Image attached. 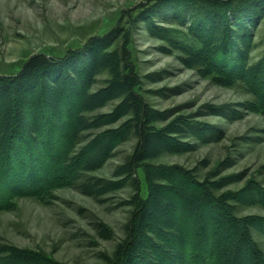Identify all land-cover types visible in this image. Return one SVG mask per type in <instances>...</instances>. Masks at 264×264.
Masks as SVG:
<instances>
[{
  "label": "rangeland",
  "instance_id": "374dc122",
  "mask_svg": "<svg viewBox=\"0 0 264 264\" xmlns=\"http://www.w3.org/2000/svg\"><path fill=\"white\" fill-rule=\"evenodd\" d=\"M144 1L148 0H0L1 75L23 70L40 53L63 56L71 52L76 55L70 64L61 70L44 68L40 79L67 72L78 82L80 69L76 67L80 62L102 60L107 66L95 75L89 92L108 86L109 81L118 86L117 95L105 105L83 114L84 123L90 127L80 132L70 156L76 158L83 146L103 132L116 130L124 136L105 157L91 156L87 169L69 171L75 179L66 178L68 171L58 172L59 155L57 158L54 144L59 132L53 136L48 130H38L41 138L30 143L31 133L24 131L28 147L17 141L14 145L0 144L1 187L17 184L11 179L20 172L19 167L26 170L27 180L37 190L44 181L54 180L43 195L15 198L0 212L3 250L21 256L36 254L43 259L39 264H123L131 223L142 204L140 198L149 195L147 171L157 165L193 171L216 196L239 194L242 202L228 201L238 217H264V203H256L252 197L258 191L264 199V104L250 85L253 76L262 74L253 67L264 58V1L247 16H256L246 21L248 30L243 26L245 12L234 18L229 15L233 8L226 7L225 18L232 31L224 32L220 12L201 0H149L147 5L127 12ZM241 1L248 7L252 3L233 2ZM181 11L188 13L190 21L187 18L183 23L177 17ZM112 30L117 38H109L99 51L105 58L94 55L91 40L106 37ZM125 54L130 57V67ZM236 54L241 55V63ZM243 64L244 72L240 70ZM131 74L135 75L133 88L140 92L146 108L148 132L169 130L177 146L161 152L163 143L150 137V157L136 162L133 173L128 163L140 152L141 120L136 100L124 86L125 77ZM256 80L264 90V77ZM111 112L120 115L118 121L94 126L100 115ZM54 114H47V118L52 121ZM15 123L29 129L36 126ZM58 125L65 134L68 126ZM41 160L48 166V176ZM140 229V240L151 235L145 227ZM252 232L264 251V235ZM219 239L222 242L223 238ZM140 248L137 255L143 254L144 247Z\"/></svg>",
  "mask_w": 264,
  "mask_h": 264
},
{
  "label": "trees",
  "instance_id": "16d2710c",
  "mask_svg": "<svg viewBox=\"0 0 264 264\" xmlns=\"http://www.w3.org/2000/svg\"><path fill=\"white\" fill-rule=\"evenodd\" d=\"M148 1L136 4L127 12L142 4L147 5ZM201 1L208 7H213L217 12H220L221 27L224 32L226 30L232 31L227 18H225L226 7L233 8L229 11V15L234 18H238L237 15H242L245 12L242 15L245 21L243 26L248 30L247 22H251L256 16L251 18H247V16L251 15L264 0H251L252 3L249 7L248 4L245 5L247 2L244 1L239 4L234 3V0ZM176 15L182 19L183 23H186L187 18V22L191 19L188 13L183 15L182 11ZM238 23L240 22L238 21ZM115 33L116 31L112 30L107 33L106 37L102 36L91 40L90 45L95 43L94 55L99 53V57H104L101 56L100 52L104 49L109 38L112 41L117 38V36H113ZM209 34L210 32L206 33V37ZM222 35V38H224L226 33ZM227 39L231 43L229 36ZM203 40L205 41V39ZM229 43L227 47H230ZM228 52L226 51L225 54H229ZM75 55L71 52L63 56L40 53L36 58H31L23 70L13 74H0V144L10 142L11 145H14L17 141L22 147H28L29 142L24 131L31 133L30 143H33L34 138H41L38 130L40 132L48 130L49 133L52 132L53 136L55 131L56 133L59 132L54 144L57 158L59 155L58 163H60L57 169L60 173L68 171L65 172L67 179H75L76 177L69 171L74 170L73 172L76 173L75 169H87L91 165V156L96 158L105 157L124 140V136L116 130L103 132L95 137L94 142L83 146L77 152L76 158L70 156V151L75 147L80 132L87 127L85 124L87 120L83 118V114L86 111L105 105L106 101L116 96L118 92L117 84L111 81H109L108 86L97 90L95 93L89 92L95 75L99 74L104 66H107V64H102V60L96 63L80 62L76 67L80 69L78 82H75V79L71 78L67 72L63 76L59 74L54 78L47 76L43 80L40 79L43 78L41 70L44 68L64 69V66L66 67L73 61ZM236 58L237 61L239 60L238 62H242L240 54H236ZM125 63L128 67L132 65L130 57L126 54ZM76 68L71 69V72L75 73ZM240 68L243 72L246 69L244 64ZM253 68L262 74L253 76L250 85L258 100L264 104V90L262 86H259V81L256 80L260 76L264 77V58ZM68 71H70L69 68ZM134 77L135 75L131 74L124 79V86L127 91L133 94L132 97L136 100V107L139 108L137 115L141 120L138 124L141 137L140 152L132 157L128 163L130 173L136 170V162L150 157L148 156L151 153L149 150L150 137H157L156 139L163 143L160 146L161 152L165 150L173 151L177 147L174 138L169 134V130L167 132H148L144 122L146 121V108L145 105L141 104L143 100L140 92L133 88ZM62 81L65 83H62ZM79 87L81 88L80 91ZM69 99L70 101H67ZM52 113L55 114L54 119L51 121L47 118V114L51 115ZM118 117L120 115L117 116L114 112L100 115L97 118V124L94 126L100 127L108 123H114L118 121ZM11 119H16L22 123L24 121L26 124L31 123L30 126L36 124V126L29 129L26 125L20 124V127L15 123L18 121L11 124L12 121L9 122ZM59 122L68 126L65 134H61L60 128H58ZM13 133L16 134L13 135ZM42 162L45 176H48V166L45 165L44 161ZM19 171L18 174H15L14 179H11L13 182H17L19 186L14 184L1 187L0 185V212L6 210L15 198L43 195L51 187V182L54 181H44L39 185L40 190H37L38 187H33V184L27 180L26 175L28 173L26 170L19 167ZM147 175L151 183L149 195L145 199L140 198L142 204L136 211L135 221L131 223L129 246L123 256V264H264V251L258 246L252 232V230H255L264 235V217L256 215L238 217L235 213V207L233 204H229L228 201L242 202L243 198L239 194L216 196L206 182L201 180L196 173L179 166L157 165L151 169L149 168ZM56 176L59 178L61 174ZM151 179H155L157 182H151ZM252 197L256 203H264V199L261 198L258 191L252 194ZM147 217H151L152 220L146 221ZM141 227H145L147 232L151 234L143 240L139 238L142 237ZM196 235H199V237L196 238ZM219 237L223 238L222 242ZM141 242H143V245ZM192 245L197 247L196 250H192ZM140 247H144V250H141L143 254L137 255L136 253L141 249ZM23 256L11 250L5 251L0 247V264H39L43 260L36 254L30 253ZM22 259L25 261L22 262ZM44 262L48 264L50 261Z\"/></svg>",
  "mask_w": 264,
  "mask_h": 264
}]
</instances>
